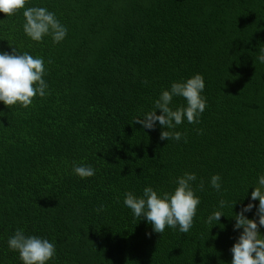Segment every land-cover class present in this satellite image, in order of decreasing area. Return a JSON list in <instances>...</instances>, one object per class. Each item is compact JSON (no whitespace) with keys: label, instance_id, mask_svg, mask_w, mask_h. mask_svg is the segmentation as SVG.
<instances>
[{"label":"trees","instance_id":"obj_1","mask_svg":"<svg viewBox=\"0 0 264 264\" xmlns=\"http://www.w3.org/2000/svg\"><path fill=\"white\" fill-rule=\"evenodd\" d=\"M31 6L54 12L68 33L60 43L50 36L37 43L23 32L22 9L0 13V51L43 57L48 84V95L26 108L0 102V264H22L6 243L16 228L55 242L48 264H230L241 231L230 215L249 202V184L264 173V63L256 59L264 48V0ZM196 73L207 106L199 123L176 127L186 139L161 140L158 123L145 129L132 121L171 82ZM184 104L174 97L170 106ZM74 162L93 165L96 174L81 179ZM186 171L196 174L200 198L188 233L153 232L124 206L126 192L140 195L146 185L171 192ZM215 173L220 191L209 184ZM221 199L225 215L210 227L206 219Z\"/></svg>","mask_w":264,"mask_h":264},{"label":"clouds","instance_id":"obj_2","mask_svg":"<svg viewBox=\"0 0 264 264\" xmlns=\"http://www.w3.org/2000/svg\"><path fill=\"white\" fill-rule=\"evenodd\" d=\"M29 0H0V13L12 16L18 10H23L24 34L37 43L44 37L50 36L52 43H60L68 33L67 27L57 19L56 14L43 6L26 7ZM256 59L264 63V48L259 50ZM51 63V61H49ZM47 74L43 57L20 53L15 47L10 51H0V102L5 106L19 105L28 107L33 103V97L41 98L48 95V84L44 79ZM204 78L196 73L184 80L173 81L167 89H162L154 107L132 121L140 124L145 129H153L157 123L161 126V140H175L183 137L176 127L185 120L189 124L199 123L200 117L207 106ZM174 97H183L185 104L172 108L170 105ZM156 109L160 112L157 114ZM167 129V130H165ZM72 171L81 179L92 177L96 169L91 164L73 163ZM197 181L194 172H184L175 178V187L171 192H158L151 185H146L140 195L128 191L124 194L123 204L131 210L136 220L143 218L150 224L152 231L163 234L165 228L178 229L180 233H188L193 226V219L197 214V206L200 198L193 189V183ZM222 178L215 173L210 177V186L221 190ZM252 186L250 199L243 204L237 212L232 211L234 219L233 229L241 230L230 247V264H264V235L260 229L264 228V173L256 177L255 185ZM244 193L238 198L243 200ZM197 187L203 190L201 181ZM258 200L254 205L253 201ZM237 199L231 202V210ZM101 202L100 207H103ZM227 202L221 199L217 210H214L206 219L210 227L218 224L224 214L223 209ZM255 207V218H248L245 213L251 212ZM147 234V233H146ZM7 247L18 253L22 264H48L56 258V245L54 241L38 235L26 234L22 228H16L8 237Z\"/></svg>","mask_w":264,"mask_h":264}]
</instances>
